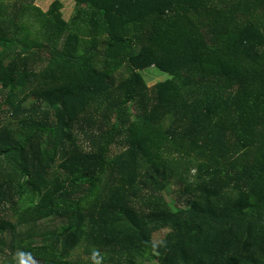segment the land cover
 I'll return each mask as SVG.
<instances>
[{
    "label": "trees",
    "instance_id": "trees-1",
    "mask_svg": "<svg viewBox=\"0 0 264 264\" xmlns=\"http://www.w3.org/2000/svg\"><path fill=\"white\" fill-rule=\"evenodd\" d=\"M73 1L0 0V264H264V0Z\"/></svg>",
    "mask_w": 264,
    "mask_h": 264
},
{
    "label": "rangeland",
    "instance_id": "rangeland-1",
    "mask_svg": "<svg viewBox=\"0 0 264 264\" xmlns=\"http://www.w3.org/2000/svg\"><path fill=\"white\" fill-rule=\"evenodd\" d=\"M3 3L7 4L9 6V10H12L15 7H24L27 14V20L26 22L32 23V25L35 27V30L38 28L39 24L38 22H34L37 18L36 13L38 12V9L43 10L45 13L47 9L49 8L50 3L53 0H2ZM63 4V11L64 16L66 19H69L70 16L73 13L74 10V1L73 0H61ZM38 8V9H37ZM34 22V23H33ZM43 41V40H42ZM145 77L147 79L148 84L153 87L159 82L165 81L169 78L168 74L160 73L159 71L155 69H151L150 71L145 72ZM179 185L177 182H172L170 184H167V187L165 188V200L166 203L173 206V203L175 201L176 194L179 190ZM165 233H162L158 235L155 239L157 242L161 241L163 238V235ZM23 263L25 262V256H23ZM74 257L76 260H88L92 256L86 255L83 248L78 249L74 253ZM153 262H146L145 264H152Z\"/></svg>",
    "mask_w": 264,
    "mask_h": 264
}]
</instances>
